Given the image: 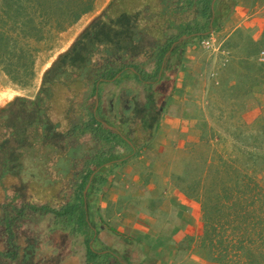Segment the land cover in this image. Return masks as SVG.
<instances>
[{
  "label": "crops",
  "instance_id": "0c3cea01",
  "mask_svg": "<svg viewBox=\"0 0 264 264\" xmlns=\"http://www.w3.org/2000/svg\"><path fill=\"white\" fill-rule=\"evenodd\" d=\"M175 1L181 8L175 10L174 14H170L166 27L163 21L158 20L157 25L149 29L141 26L147 24L150 17L152 22L156 19L161 9L160 0H145L140 9L135 11L132 8L120 17H117L116 12H109L111 15L106 21L109 22V34L106 33L103 40H97L94 45L95 48L100 46L102 49V44L106 43L108 52H100L95 57L90 55L83 57V51H80L82 54L80 58L83 57L81 64L68 68L69 73L59 78V83L53 82L54 75H58L56 68L53 67L58 58L45 73L48 83L51 82L53 83L50 84L51 86L59 88L53 89V95L56 98L53 96L48 104L50 108L48 116L51 118L53 114L52 119L59 122V129L70 130L63 141L68 143L70 138H79L76 142L87 143L85 153H89L92 149L96 151L106 143L109 148L116 147L113 153L117 155L114 157H121V159L105 167L102 175L97 174L93 176L91 182L89 180L88 184L86 183L91 187L89 201L92 209L89 215L98 232L91 230L90 227L79 229V226L71 221L78 218L79 203L85 202L80 196L85 183L84 176L78 173L76 175L73 172V166L60 162L56 165L60 173L59 182L64 187L59 195V201L45 205L46 209L37 217L35 212L31 213L35 218L34 222L38 219L45 229V234L50 236L58 233L59 238H57L56 247L50 243L47 247L40 246L38 249L23 248L24 245L20 247V254L31 260L32 264H87L88 245H91L95 251L107 249L104 260L111 264L121 263L118 259H112L111 257L115 255L110 256L108 250L120 256L124 264H193L190 253L196 247V238H199L200 232L198 227H193L191 215L194 218L199 210L194 201L181 191L178 184H175L173 176L177 174L175 167L178 161L176 160L185 155L202 135L205 136L207 126L208 129L210 128L209 91L215 86L211 82L210 64L214 62L215 55L198 44L201 36L186 40L182 44V54L175 60L171 59L169 67L171 82L161 85L159 79L154 81L155 77L151 76L153 84L141 85L142 104L139 114L132 121L128 120L129 123L121 126L127 135L132 133L130 136L137 144L136 149L126 157L128 152L122 151L128 148V144L121 142L122 137L115 138L106 134L105 128L102 129L95 120L88 118L95 96L99 98L100 106L107 108L119 85L126 82L124 85H131L130 80H127L130 79L127 71L122 72L123 77L113 84L108 80L121 67L119 62H115L112 68L105 67L106 64L113 62V54L120 53L121 48L129 47L131 52L143 51L142 58L149 56L154 49H159V56H161L164 48L162 44L166 43L164 39L167 34L177 35L183 29V31L193 32V27H201L208 21L197 13L198 10H205L202 0ZM221 4L222 0H213L211 6L215 7V12L220 13ZM104 8L99 9L98 12H102ZM229 10L230 12L222 14L224 20L216 30L211 27L214 17L218 16L214 13L209 22L210 28L206 34L204 33L205 35L215 34L219 45L227 40L235 39V32L240 29L245 20L244 18L241 21L238 20L240 22L236 20L238 14L245 11L239 5V0L233 2ZM123 11H126V8ZM245 14L246 11L243 16L247 18ZM235 22L237 23L235 26L232 25V28L230 25ZM141 27L145 29L142 33L143 45L137 43L135 38L137 32H142ZM211 29L212 32H209ZM152 36H154L155 44L149 41L151 40L149 37L153 38ZM168 39L169 42L166 45H170V42L175 40L172 36ZM131 43H133L132 46L129 45ZM230 49L226 50L230 51ZM91 60L93 68H90ZM150 62L153 63V61ZM144 64L147 65L148 62ZM144 68L141 67L140 71L146 78L152 73ZM55 99L59 102H55ZM263 109L262 113H264ZM58 112L59 119L56 116ZM260 113L261 110L256 116ZM107 153L111 155L109 158L113 156L112 152L107 151ZM101 159L98 157L97 161H102ZM84 162L87 164L86 161ZM73 164L74 161L71 165ZM80 165L82 164L79 163L75 169H79ZM65 169L69 173L64 174ZM68 187L73 188L72 192L68 190ZM8 194L10 193L5 192L0 186V210L1 206H4L3 202L11 199V196L6 197ZM22 198L25 197L16 190L15 199L12 203L10 202V206L13 207ZM184 218H188L189 222L186 223ZM56 226L58 228H55ZM80 230H83L85 235L94 232L96 237H93V240L91 235L77 234ZM123 236L130 238L131 241H125ZM17 241L22 242L19 238ZM59 254L63 255L60 261ZM17 263H19L18 260Z\"/></svg>",
  "mask_w": 264,
  "mask_h": 264
},
{
  "label": "trees",
  "instance_id": "16d2710c",
  "mask_svg": "<svg viewBox=\"0 0 264 264\" xmlns=\"http://www.w3.org/2000/svg\"><path fill=\"white\" fill-rule=\"evenodd\" d=\"M94 1L0 0V67L2 71L12 80H17L18 67L23 69L24 76H32L34 67L32 52L35 47L32 46L31 41H40L52 32L64 31L84 14L90 12ZM202 1L205 10H198L197 13L208 19L204 28L209 30L212 15L217 12L215 7L211 6L213 0ZM235 1L222 0L220 13H217L218 16H215L211 22L213 30H216L224 20L222 14L230 12L229 9ZM198 28L193 27L192 30ZM203 35L201 37H204ZM77 37L81 39L72 44L56 60L53 67L56 68L58 75H54V83H59V78L69 73L68 68L81 64V59L94 51V43L89 38L90 34H80ZM100 37L102 41L103 37ZM84 41L86 46L82 47ZM102 45L106 47V43ZM255 46L256 44L254 49ZM80 51H83L82 58H80L82 56ZM250 56H252L251 52H247V59ZM61 57L64 58L61 59ZM258 64L261 66L264 63L258 62ZM50 84L53 83L50 82ZM43 85L35 98L16 95L5 104L3 109H0V186L6 192L8 184L11 183L15 185L17 191L21 192L22 197L25 196L15 201L13 209L16 217H19L24 210L26 214L31 213L36 206L42 204L45 206L47 203L59 201V195L64 190L59 182V170L53 165L58 158L63 161L69 154V144L63 139L70 130L59 129V122L48 116L50 109L48 101L54 96L53 86H49L48 81L46 85L45 83ZM57 114L59 115V112ZM41 146L46 150L47 162L52 161V164L47 163L46 176L45 174L41 176L40 169L36 173H29L30 176L26 175L21 167L22 159L26 155L34 154ZM91 171L93 172L94 169L92 168L84 176V185ZM214 171L216 176H207L206 185L203 186L204 192L201 195L203 228L197 241L203 250L201 258L209 264H264L263 186L253 177L239 173V170L231 166ZM66 172L69 173L66 170L64 174ZM13 175L14 179L10 180ZM26 180L27 182L31 180L29 188H26L27 183L24 182ZM40 182L47 183L50 188L40 192ZM84 185L80 192L82 198ZM90 193L91 187L87 190L85 202L79 203L78 218L71 221L79 226V229L90 227L97 232L95 230L97 227L89 215L92 209L89 201ZM90 235L94 237L95 233L91 232ZM123 238L125 241H131L128 237L123 236Z\"/></svg>",
  "mask_w": 264,
  "mask_h": 264
},
{
  "label": "rangeland",
  "instance_id": "374dc122",
  "mask_svg": "<svg viewBox=\"0 0 264 264\" xmlns=\"http://www.w3.org/2000/svg\"><path fill=\"white\" fill-rule=\"evenodd\" d=\"M108 1L95 0L94 9L64 31L52 32L40 41H31L35 47L32 52V76H24L23 69L18 67L17 80H12L0 67V103L14 94L33 96L41 84L43 71L48 64ZM239 5L245 9L247 18L243 16L245 11L238 14L237 22L243 18L245 20L235 32L236 38L227 40V45L226 42L220 45L214 62H209L211 82L215 85L209 91L210 128L207 126L205 136L202 135L185 155L180 156L181 159L176 160L177 174L173 176L175 184L198 206L199 212L194 218L191 215V222H194L193 227L199 228V237L203 228V186L206 185L207 176H216L215 169L231 166L239 170V173L253 177L264 188V64L262 67L258 64L264 63L259 60V52L264 49V0H239ZM237 22L230 26H235ZM213 35L218 43L217 37ZM224 47L233 49L229 51ZM247 52L252 55L249 59ZM52 88L56 89L57 86ZM48 102H51L50 99ZM55 102L59 100L55 99ZM260 110V115L256 116ZM51 118H54L53 114ZM107 160L109 158L104 161ZM12 179L14 175L11 176L10 180ZM86 188L84 191L88 189ZM14 190L15 185L9 183L6 191L14 193ZM185 221L188 223V218ZM198 239L196 238L197 241ZM190 254L193 264H209L201 258L203 250L199 247V242H196V247Z\"/></svg>",
  "mask_w": 264,
  "mask_h": 264
},
{
  "label": "flooded vegetation",
  "instance_id": "af4514ba",
  "mask_svg": "<svg viewBox=\"0 0 264 264\" xmlns=\"http://www.w3.org/2000/svg\"><path fill=\"white\" fill-rule=\"evenodd\" d=\"M174 1L175 0H160V2L162 3L161 9L157 14L156 19L154 18L155 20L152 22L150 17L149 18L150 20L149 19L147 20L148 23L141 26L142 27L144 26L143 28L149 29L150 27L156 26L157 25L156 22L158 20V21H163L162 23H165V27H166L167 25L166 21H168V17L170 16V14L171 15L174 14L175 10L179 8L178 7L179 3L177 1L175 2ZM144 2L145 0H129L128 2H126V0H110L108 6H106V8H104V10L99 14V17L97 16L94 20L88 23V25H86L85 32L81 33V35L87 33L90 34L89 38H91V42L94 43L95 45V42L101 39L100 36L105 37L107 34H109L108 33L109 22L108 23L106 22L111 15L109 14V12H114V13L116 12L118 13L117 17H120L122 14L131 10L132 8L135 11L140 9L144 5ZM125 8L126 11L122 12V10ZM142 27L140 29V31L142 32H137L138 38L137 35H135L136 36L135 38L137 43L143 45L144 42L142 40L143 37L142 33L143 31H145V29H143ZM204 27H206V22L203 24V26L199 27L197 30H194L193 32L183 31L184 30L183 29L182 32L177 35L167 34L166 35L167 37L164 39V42L165 41L166 43L169 42L168 37L171 36L172 39L175 38V40L171 41L170 45L169 44L166 45V43L162 44V47L164 48L161 53V56H159L160 55L159 49H154L149 56L142 58L143 51L131 52L128 49L129 47H127V49L121 48L120 53H117L118 55L113 54L112 55L113 62L106 64L105 66L106 68H108L109 66L110 68H112V65H114L115 62L121 63V67H119V69L112 75V77L108 79L112 84L119 81V79L123 77L122 72L127 71V73H129L130 75L129 76L130 79L127 80H130L131 85H124L127 82L122 85H119L117 91L114 92L113 99L109 102L110 106L107 108L101 107L99 98L97 97L98 100L97 102L95 96V99L93 101L92 111L90 115H88V118L90 120H95L99 125H101L102 129L105 128L106 134L111 135L112 137L115 138L122 137L121 142L124 144H128V148L122 151V152H128L126 153L125 157L130 155V153L136 149L137 144L133 141L132 137L130 136L132 133L127 135L126 131H124L121 126H123L125 123H129L128 120L132 121L134 118L137 117V114H139V110L142 104V100L140 99L141 85H147L148 83L153 84L156 79H159L161 85L170 83L171 80H170L169 72L171 69H169V67H170L171 59L174 58L175 60L180 54H182L181 49L183 48L182 44L184 43V41L192 40L194 38H197L198 36H202L204 33L206 34L208 30H206V28ZM152 37L153 38L149 37V39H151L149 41H151L152 44H155L154 36ZM80 39L81 37L79 38L76 37L73 44ZM85 43H86L85 41L84 43L82 42V47L86 46ZM132 44L133 43L129 45L132 46ZM94 45H93L94 51L90 52V56L95 57L98 56V53L100 52L103 51L105 53L108 52V49L105 46H103L102 49H100V46L95 48ZM150 61H153V63H151ZM143 62L144 63L148 62V64L145 65ZM91 63L92 60L90 62V68H93L94 65H92ZM139 66L143 68L146 67L144 69H148V71L152 74L150 76L147 75V77L144 78L143 74L140 71L141 67ZM155 69H156V74H155ZM119 72L121 74H119ZM151 76L155 77L154 81L151 78ZM43 83H45V85L47 83V74L43 75L41 84L32 98L36 97L38 91L41 90L42 86H44ZM77 139L70 138V140H68L67 144H69V150H68L69 154L67 155L66 159H64L63 161L59 160L58 158V160L55 161V164L53 166L58 165L59 162L64 165L73 166L72 167L74 168L73 172L76 175L80 174L81 176H85L93 168L94 171L93 172L91 171L92 173L90 174L89 178L86 180L87 184L89 180L90 182L92 181L93 176L97 175L98 173L99 175H102V172H104L105 167L121 159V157L119 158L114 157L113 159L109 158L111 155H109L107 151L110 153L112 152L111 154L113 156L117 155L116 153H113L116 147L114 146L113 148L112 147L109 148V146H107L106 143L103 144V146L97 149L96 151L92 149L89 153H85L84 151L87 147L86 145L87 143L76 142ZM59 151L61 150L59 149ZM45 152L46 150L41 146L39 147V150L35 151L34 154L26 155L22 159L21 167L22 170L26 172V175H29V173L32 174L34 172L36 173L40 169L41 176L42 174H45L46 176V170H47L46 167H47V163L49 162H47V157L45 155ZM98 157L100 159L107 157L109 158V160L104 161L101 159L102 161L100 160L97 161ZM72 161H74L73 165H71ZM84 161H86L89 166ZM79 163L82 164L80 165L81 167L79 169H75L77 168V166H79ZM49 164H52V161ZM24 182L27 183L26 188L27 187L29 188L31 180H29L28 182L26 180ZM87 184L84 185L85 188L89 187L87 186ZM47 188H50V186H48L47 183L40 182V189H39L40 192L46 191ZM84 189H83V194H84ZM68 190L71 191L73 190V188L68 187ZM15 191L16 189L14 190V193H10L6 196V197L11 196V199L7 200V202H3L4 206L3 207L1 206V210H0V264H16L17 260L19 261V263L17 264H32L31 260L27 259L26 256L20 254L21 253L20 247L24 245L23 248L33 247L35 249H38L40 248V246L47 247V244L49 243L54 244L56 247V243H57L56 241L58 240L57 238H59V234L57 233L50 236L49 234H45V229L38 222V219H36L35 220L36 222H34L35 218H33V214L32 213L26 214L25 213L26 210H24L22 214L20 213L19 217H16L13 207L10 206V204L15 199ZM86 193L84 194L83 197L84 201H85ZM50 204L51 203L49 204L47 203L46 205L48 206ZM45 209L46 207L42 204L41 206H36V208L31 210V212L34 211L37 217L38 214ZM55 228L58 227L56 226ZM77 234L82 235L84 234V232L83 230L82 231L80 230L77 232ZM86 235H89V233H87ZM94 237H96V235ZM17 238L21 239L22 242H18ZM91 239L94 240L93 237ZM87 249H88L86 252L87 264H111L110 262L108 261L106 262L104 260V258H106L105 253L107 249H101L100 251H95L91 245H88ZM108 252L110 253V256L115 255L113 257L114 259H118L121 264H124V261L120 258V256L116 255L112 250H108ZM61 258H63V255L59 254V261L61 260Z\"/></svg>",
  "mask_w": 264,
  "mask_h": 264
},
{
  "label": "built area",
  "instance_id": "2783aa9c",
  "mask_svg": "<svg viewBox=\"0 0 264 264\" xmlns=\"http://www.w3.org/2000/svg\"><path fill=\"white\" fill-rule=\"evenodd\" d=\"M199 43L204 50L209 51L213 55H215L216 52H218V49L220 48V45H217L216 43V39L214 38L213 33L202 37L199 40ZM259 60L264 62V49L259 52Z\"/></svg>",
  "mask_w": 264,
  "mask_h": 264
},
{
  "label": "water",
  "instance_id": "95a60500",
  "mask_svg": "<svg viewBox=\"0 0 264 264\" xmlns=\"http://www.w3.org/2000/svg\"><path fill=\"white\" fill-rule=\"evenodd\" d=\"M108 3H109V2H108ZM100 12H101V11H100ZM100 12H98L97 14H95V15L89 20L88 23H90L92 20H94V18L97 17V16L100 14ZM88 23H87L86 25H88ZM86 25L82 28V30H81L77 35H79V34L85 32V29H86L85 27H86ZM209 32H212V29H211ZM73 41H74V38H73V40H71V42L66 46V48H64L63 50H61L60 52L57 53V55L55 56V58L52 59V61L48 64V66L46 67V69L43 71V74L47 73L48 68L51 67V66L55 63V60H56V59H57L62 53L66 52V51L68 50V48L72 45V42H73ZM16 95H19V94H14V95H12L11 97H9L7 100H5L4 102H1V103H0V108L3 109V108H4V105H5L6 103H8L9 101H11V100L14 98V96H16ZM96 101L98 102V100H97V96H96ZM86 189H87V188H86ZM86 191H87V190L84 191V194L86 193Z\"/></svg>",
  "mask_w": 264,
  "mask_h": 264
}]
</instances>
